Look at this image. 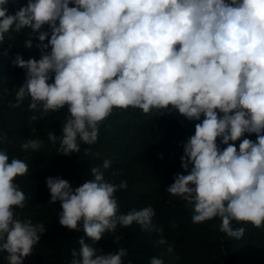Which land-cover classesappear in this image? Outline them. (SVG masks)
Segmentation results:
<instances>
[{
    "label": "clouds",
    "instance_id": "obj_1",
    "mask_svg": "<svg viewBox=\"0 0 264 264\" xmlns=\"http://www.w3.org/2000/svg\"><path fill=\"white\" fill-rule=\"evenodd\" d=\"M9 3L0 0V49L8 47L10 55L6 49L0 55L26 70L10 106L30 97L29 109L40 113L31 120L37 121L67 105L59 153L79 152L78 137L94 145L114 108L178 110L200 122L180 158L188 174H177L167 192L192 206L193 223L219 217L228 236L245 232L233 222L264 225V0H28L15 13ZM26 28L24 43H9ZM34 46L41 58L26 60ZM48 139L55 144L57 135L49 131ZM42 143L29 139L22 147L38 150ZM110 164L105 160L102 167ZM91 172L94 179L75 188L61 176L47 177L48 202H60L62 226L77 230L82 220L93 241L118 225L163 231L153 223L151 206L118 214L114 193L127 182H107L99 166ZM26 173L25 161H9L0 151V252L8 253V264H24L47 232L43 223L16 216L13 206L24 208L26 196L14 181ZM79 243L71 264H123L127 255L125 248L104 253L84 238ZM150 264L164 261L152 257Z\"/></svg>",
    "mask_w": 264,
    "mask_h": 264
},
{
    "label": "trees",
    "instance_id": "obj_2",
    "mask_svg": "<svg viewBox=\"0 0 264 264\" xmlns=\"http://www.w3.org/2000/svg\"><path fill=\"white\" fill-rule=\"evenodd\" d=\"M27 1L10 0L9 12L15 13ZM30 31L24 29L22 34L11 37L9 43H24ZM33 39L34 44L39 43L38 34ZM5 49L10 55L8 47L0 51ZM7 57L0 55V137L6 134V139L0 140V151L7 152L9 161L13 158L24 161L33 154L41 161L52 163L39 178L29 171L14 181L26 196L24 208L13 206L16 216L21 221L30 219L33 224L43 223L47 229L34 245L31 260H25L24 264H71L73 250L79 252L81 248V238L104 253L127 249L123 264H150L152 257L161 258L164 264H264V225L257 228L250 222H233L234 227H244L245 232L241 238L228 236L220 229L219 217L193 223L192 206L167 192L177 174H188L180 158L184 155V144L195 134V124L200 121H190L175 109H164L161 113L153 109L145 114L131 107L114 108L100 123L98 141L94 145L84 144L78 137L79 152L64 155L58 149L63 125L70 115L68 106L49 111L37 121L31 120L40 113L29 109L30 97L20 107H11L16 103L15 91L26 81V70L7 64ZM33 57L41 58V50L35 46L27 49L26 60ZM52 75L54 79V73ZM49 131L57 135L55 144L48 139ZM248 138L255 140L256 136L251 134ZM29 139L43 143L38 150H25L22 145ZM220 139L218 145L226 147L220 144ZM235 143L238 146L239 141ZM105 160L111 162L108 169L102 167ZM96 166L107 182L119 185L126 181L128 184L127 188H118L114 193L119 204L118 214L151 206L156 213L153 223L163 231H142L136 223L127 228L118 225L114 233L106 232L100 241H93L84 232L82 220L77 230L62 226L58 217L62 211L60 202H48L47 177L61 176L75 188L94 179L91 169ZM162 237L166 244L157 243ZM169 245L172 252L167 251ZM0 264H8L3 252H0Z\"/></svg>",
    "mask_w": 264,
    "mask_h": 264
},
{
    "label": "rangeland",
    "instance_id": "obj_3",
    "mask_svg": "<svg viewBox=\"0 0 264 264\" xmlns=\"http://www.w3.org/2000/svg\"><path fill=\"white\" fill-rule=\"evenodd\" d=\"M24 161L29 165V171L37 178H39L44 171L52 166L51 162L41 161L33 154H29ZM7 255L8 253L3 251V256L6 257ZM31 256L32 254L25 258V260H31ZM25 260L24 262H26Z\"/></svg>",
    "mask_w": 264,
    "mask_h": 264
}]
</instances>
